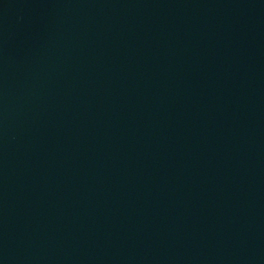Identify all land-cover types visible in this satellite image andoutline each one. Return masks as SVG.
Listing matches in <instances>:
<instances>
[{
    "label": "water",
    "instance_id": "water-1",
    "mask_svg": "<svg viewBox=\"0 0 264 264\" xmlns=\"http://www.w3.org/2000/svg\"><path fill=\"white\" fill-rule=\"evenodd\" d=\"M0 264H264V0H0Z\"/></svg>",
    "mask_w": 264,
    "mask_h": 264
}]
</instances>
